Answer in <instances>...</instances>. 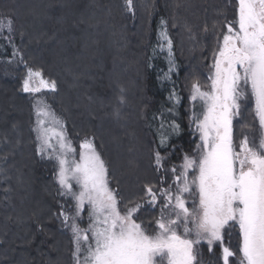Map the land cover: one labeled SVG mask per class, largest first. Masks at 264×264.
I'll return each mask as SVG.
<instances>
[{
	"label": "trees",
	"instance_id": "1",
	"mask_svg": "<svg viewBox=\"0 0 264 264\" xmlns=\"http://www.w3.org/2000/svg\"><path fill=\"white\" fill-rule=\"evenodd\" d=\"M234 3L133 0L130 13L125 0H0V19L14 21L10 40L0 34V264H75L73 234L60 215L74 212V202L61 195L55 159L38 150L36 111L44 98L24 93L27 69L56 83L44 94L47 104L77 151L84 139L94 141L121 207H141L147 186L162 187L154 153L168 170L196 150L199 134L190 117L201 104L193 108L191 86L210 85L217 40ZM162 29L172 41L171 57ZM16 57L14 78H4L1 72L10 73ZM172 93L179 103L169 99ZM240 117L237 146L258 129L252 100L242 102ZM159 210L138 213L149 224ZM80 226L87 228L86 214ZM225 244L236 248L235 231ZM197 249L205 264H222L218 247L209 252L201 243Z\"/></svg>",
	"mask_w": 264,
	"mask_h": 264
},
{
	"label": "snow or ice",
	"instance_id": "2",
	"mask_svg": "<svg viewBox=\"0 0 264 264\" xmlns=\"http://www.w3.org/2000/svg\"><path fill=\"white\" fill-rule=\"evenodd\" d=\"M126 3L131 8L132 0ZM234 9L217 40L210 85L207 90L199 82L191 86L193 108L196 101L201 104V111L190 117L200 140L195 154L185 155L179 168H171L172 185L163 190L146 187L147 202L160 206L154 222L145 224L136 216L139 204L121 207L93 140L85 139L77 151L62 122L46 108L37 110L38 150L55 159L61 195L75 202L74 212L60 213L73 234L75 264H205L198 259L201 243L209 252L218 247L222 264H264V0H235ZM13 25L11 17L0 19V34L7 32L6 40L11 39ZM160 36L171 57L166 29ZM173 67L170 60L169 73ZM41 88L55 91L56 83L28 68L23 91L36 93ZM173 98L179 103L174 93L169 96ZM249 98L258 129L251 137L244 135L237 148L232 121L240 114L241 101ZM169 112L175 113V106ZM170 127L179 132L175 120ZM166 140L161 137V146ZM154 158L157 169L163 167L159 152ZM83 214L87 228L80 226ZM234 231L236 248L225 244Z\"/></svg>",
	"mask_w": 264,
	"mask_h": 264
},
{
	"label": "rangeland",
	"instance_id": "3",
	"mask_svg": "<svg viewBox=\"0 0 264 264\" xmlns=\"http://www.w3.org/2000/svg\"><path fill=\"white\" fill-rule=\"evenodd\" d=\"M126 1V0H125ZM132 2H133V0H132ZM126 5H127V3H126ZM127 7H128V5H127ZM129 8V7H128ZM129 11H130V13H132V6H131V8H129ZM20 61V59H18L17 57L13 60V63H14V65H13V67H12V71H10V73L8 72V71H6V70H3L2 72H1V75L4 77V78H14V76H15V70L18 68V62ZM43 75V74H42ZM26 76H27V71H26V74H25V76H24V79L26 78ZM43 78L45 79V80H48V79H46L44 76H43ZM24 79H23V82H24ZM49 81V80H48ZM38 83H39V81L37 80V81H35V83L33 84V86H36V85H38ZM46 92H53V91H51L50 89H47V88H41V91L40 92H36V93H32V92H27V94H32V95H39L41 98H44L43 100H41L40 101V106L37 108V110L38 109H47V110H49L51 113H53V111L50 109V106H49V104H47L48 103V101L45 99V96H44V94L46 93ZM24 93H26V92H24ZM250 102L251 101V99L249 98V99H245V100H242L241 101V108H242V102ZM192 102V101H191ZM193 103V102H192ZM253 105H254V101H253ZM254 109H255V105H254ZM37 112V111H36ZM240 113H241V109H240ZM254 113H255V111H254ZM54 114V113H53ZM55 115V114H54ZM59 121H61L57 116H55ZM241 117H240V114L239 115H237V116H235L234 118H233V121H232V135H233V142H234V145L238 148V146L236 145V143H235V132H236V129H235V123H236V121L238 120V119H240ZM257 122H258V120H257ZM62 124H63V122H62ZM37 127V126H36ZM63 128H65V126H64V124H63ZM64 131H65V129H64ZM198 133V132H197ZM65 134H66V132H65ZM199 134V133H198ZM66 137H67V134H66ZM67 139H68V137H67ZM69 141H70V139H68ZM85 140V139H84ZM83 140V141H84ZM88 140H91V139H89L88 138ZM52 141H56V139L55 138H53V140ZM82 141V142H83ZM71 142H72V140H71ZM81 142V143H82ZM198 143H200V140H198ZM95 144V143H94ZM72 145H73V142H72ZM95 146H96V144H95ZM75 148V147H74ZM96 149H97V147H96ZM97 151L100 153V151L97 149ZM194 154H195V152H194ZM193 154V155H194ZM78 158V157H77ZM163 160V159H162ZM162 165H163V167H164V162L162 161ZM163 167H161V168H159L160 169V172H161V174H162V180H161V183H162V181H163V183H162V187L160 188L161 190H163V188H165V187H168V186H170V185H172L173 184V181H172V173H171V169H168V170H166V169H164ZM180 167V165L179 166H177V168H179ZM61 191H63L62 189H61ZM65 196V195H64ZM65 198L66 199H69L70 197L69 196H65ZM74 202V201H73ZM75 203V202H74ZM191 204V200H189V205ZM157 205H159V204H157ZM146 207H148V208H152V207H155V206H153L152 204H150V203H148V202H146L144 205H142L141 207H140V209H143V208H146ZM159 208H160V206H159ZM139 212V211H138ZM136 213V216L137 217H139L140 218V220H142L143 221V217L142 216H139V214L140 213ZM159 214H160V210H159V212H158V218H159ZM157 218V219H158ZM153 222V221H152ZM151 222V223H152ZM145 224H148V223H145Z\"/></svg>",
	"mask_w": 264,
	"mask_h": 264
}]
</instances>
